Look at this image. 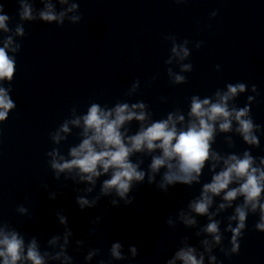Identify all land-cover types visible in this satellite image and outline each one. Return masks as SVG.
I'll return each instance as SVG.
<instances>
[{
    "label": "clouds",
    "instance_id": "9594fccd",
    "mask_svg": "<svg viewBox=\"0 0 264 264\" xmlns=\"http://www.w3.org/2000/svg\"><path fill=\"white\" fill-rule=\"evenodd\" d=\"M38 2L42 7L35 6L37 0H17L15 17L7 14L4 3H0V126L17 109L11 93L17 56L22 50L20 41L29 35L25 25L41 22L62 28L66 22L77 25L83 19L78 0ZM174 2L181 5L188 0ZM218 14V9L212 10L209 20ZM206 27L210 30L212 25ZM162 39L169 44L163 61L169 84H187V74L193 71L192 51L199 50L205 42L180 39L176 34L164 35ZM215 67L221 71L219 64ZM158 75L146 80L144 86L151 88ZM142 94L137 78L125 89L123 98L112 104L90 98L86 110L81 111L80 104L74 103L67 117L48 133L52 147L45 153L47 167L61 188H68V182L74 186L78 209L84 212L97 208L102 200L108 202L104 213L90 221L87 238L75 239L76 233L63 209L54 214L63 231L52 234L43 246L38 236H27L0 213V264H75L70 247L74 253L83 252L84 264H92L93 260L96 264L135 260L140 254L137 245L130 244L125 250V245L117 240L105 255L103 246L92 247L90 241L98 235V226L108 208L133 205L134 191L145 183L165 196L178 185L189 189L200 185L198 195L165 219L173 232L178 225L192 231V236L179 238L165 264H224L217 252L230 261L240 254L250 216L257 217L252 230L264 233V155H253L254 150L264 151L260 141L264 125L256 123L252 112L260 96L257 85L228 82L210 95L193 94L186 98L187 110L176 105L158 119L148 103L134 100ZM241 96H246L243 106L237 103ZM159 100L168 103L166 96ZM133 123L137 125L135 131ZM70 136L78 142L69 143ZM219 136L229 150L237 148L235 137L247 147L242 151L217 150L214 145ZM206 168L210 179L203 181ZM40 187L47 191L49 201L64 195L63 191L50 190L47 183ZM24 200L27 202L29 197ZM229 210L230 214L223 215ZM15 213L33 219L25 204L17 205ZM200 217L206 223L201 224ZM193 237L196 244L190 242ZM166 251L162 248L158 255Z\"/></svg>",
    "mask_w": 264,
    "mask_h": 264
}]
</instances>
